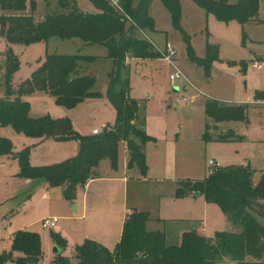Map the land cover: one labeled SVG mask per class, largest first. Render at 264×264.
Here are the masks:
<instances>
[{
  "label": "trees",
  "instance_id": "16d2710c",
  "mask_svg": "<svg viewBox=\"0 0 264 264\" xmlns=\"http://www.w3.org/2000/svg\"><path fill=\"white\" fill-rule=\"evenodd\" d=\"M47 2L48 0H41ZM99 9L95 14H85L74 5L70 8L60 0L59 8L65 12L46 13L35 19L24 14L29 8L35 12L36 0H0V37L6 42L0 64V86L4 98H0V126L11 127L17 134L35 139H52L56 142L76 141L77 154L62 162L48 166L33 167L29 164L30 147L12 153V143L0 137V154L11 156L18 164L16 177L26 180H43L48 187H60L65 200L73 202L77 191L90 180L99 178L98 167L107 160L112 170L117 168L119 145L127 152L126 168L137 169L146 176L145 145L155 142L146 134L144 121L138 117L137 101L130 97L126 59H158L163 53L147 38L138 37L143 31L155 32L154 19L149 15L152 0H139L133 7L131 0H118L112 7L106 0H90ZM167 10L174 28L188 36L180 26L181 8L179 0H160ZM198 8L211 14L218 22H237L241 26L255 21L259 0H191ZM7 13V14H6ZM23 13V14H22ZM62 41L78 39L85 45H98L107 50L112 61V75L106 97L115 111V122L103 128L98 135L82 136L77 133L67 117L52 119L50 116L31 118L30 105L22 97L35 92H44L54 98L57 106L72 109L86 99H95L92 91L95 77L80 76L79 63H90L95 58L76 54H49L27 81L17 89L11 85L18 70L19 60L11 51V44L30 45L48 42L51 38ZM188 58L210 77L212 63L219 59L217 45L207 44L204 58L196 57L188 47ZM245 64L242 69L245 68ZM16 95L13 99L11 96ZM264 97V91H256L254 100ZM248 104L221 105L207 99L204 114L214 123L245 122ZM136 124L140 127L137 128ZM209 125L203 133L204 141L213 140ZM235 140L231 133L216 138V141ZM255 172L248 166L219 167L200 181L177 183L175 198L201 195L207 203L217 205L233 226L240 232H216L206 238L196 231L184 233L178 246L165 243L163 230H147L150 216L146 212L132 211L126 216L121 237L114 249L86 239L74 245L71 256L77 264H218L230 259L237 264H264L260 257L264 253V175L254 182ZM50 239L60 253L54 255L55 264H71L61 256L67 248V240L51 232ZM252 258L249 260L248 258ZM42 259V246L38 235L18 231L11 239V248L0 254V264H38Z\"/></svg>",
  "mask_w": 264,
  "mask_h": 264
},
{
  "label": "rangeland",
  "instance_id": "374dc122",
  "mask_svg": "<svg viewBox=\"0 0 264 264\" xmlns=\"http://www.w3.org/2000/svg\"><path fill=\"white\" fill-rule=\"evenodd\" d=\"M106 1L112 7H115L113 2L117 6L119 5L118 0ZM59 2L60 0H48L47 2L36 0L35 12H30L27 7L24 14L40 19L46 13L65 12L59 8ZM65 2L69 8L74 5L85 14L100 12L90 0H65ZM179 2L181 8L180 26L188 36V42L184 41V34L173 27L169 14L160 0H152L148 12L154 19L156 31L151 36L152 40L163 54L168 48L174 51L173 63L188 82L185 83L182 80H176L174 84L170 82L169 77L174 75L175 70L165 58L128 59L126 61L130 97L137 101L138 117L144 121L146 134L155 139V142H149L146 146L149 160L153 154L165 157L168 168L165 169L162 177L170 180L168 186L174 182L203 180L213 170L209 167V161L219 163L220 167L224 166V161L219 158V153L222 152L239 151L238 161L241 163L237 164L247 166L250 159L243 161L241 154L247 153L248 158H254L255 152L259 150L252 146V140L264 141V97L259 98L261 102L259 105L251 104L255 92L264 91V0H259V9L255 17L257 23L243 26L237 22H218L211 14L198 8L191 0H179ZM138 3L139 0H131L133 7H136ZM141 35L138 34V37ZM73 41L82 43L78 39H73ZM207 44L217 45L219 49V59L211 66V77H206L203 69L193 64L188 58V47L196 57L204 58ZM7 46L0 37V64ZM9 48L19 60L18 70L14 73L11 81L13 89L16 90L42 64L46 55L76 54L79 47L71 44V40L62 41L54 37L48 42L30 45L11 44ZM79 54L95 58L90 63H79L77 73L80 76L95 77L92 91L98 93L97 98L84 100L69 110L57 106L54 98L43 92H35L27 99H29L31 118L36 119L47 115L55 119L66 116L77 133L87 136L91 135L92 130L102 131L105 127L113 126L115 122V111L106 97L113 65L112 61L107 58V50L98 45L85 46ZM255 58L260 59L256 63L261 64L262 69H257L254 65ZM244 64L246 66L242 69ZM175 87L178 88V92L173 90ZM4 96V90L0 86V98H4ZM15 96H11L10 99ZM24 99L23 101H26ZM207 99H214L219 104L226 106L250 103L246 121L225 122L216 125L205 117L204 104ZM206 124L210 127L208 133L213 139L211 141H204L202 138ZM136 127L139 128L140 125L136 124ZM229 129L232 130V137L235 140L216 141V138L228 134ZM0 137L9 139L17 152L25 147H30L33 143L29 137L16 134L11 127L0 126ZM232 142L235 143L228 144ZM62 143L66 144L56 146L46 142L33 146L30 149V166H48L54 164L52 163L54 160H59L61 155L66 156L74 152L71 156L73 157L77 154L78 143L76 141L70 140ZM125 150L126 148L120 144L115 170H112L108 161L104 160L98 167V172L101 176L116 178L123 177L126 173L129 177L126 206L145 207L148 202H151L152 194H155L163 186L160 185L159 180L156 181L155 178L159 177L154 171H147L144 177L137 169L125 172ZM12 153H14L13 149ZM255 164H258L256 160ZM254 166L250 163L249 168L253 169ZM260 166L262 167H254L259 168L255 170L254 182L264 175V165ZM17 170L18 164L15 161L8 160L4 154H0V254L10 250V238L16 232L25 230L40 238L42 259L38 264H55L52 254L54 245L50 239V233L61 234L64 237L65 232L71 233V230L76 228L72 221L76 218L73 208L70 201L63 198L60 187L50 188L43 180L27 182L19 179L14 176ZM94 188L86 190V192L88 191L89 208L92 207L93 201L98 199L99 208L102 210L110 208L114 213L118 199V186L108 184L105 189H110V191L105 190V193H100L96 198L93 195ZM80 195L82 196V194ZM54 217L58 219L54 228H42V220ZM258 220L264 225L263 219L258 218ZM231 225L228 224L227 229L219 232H240L238 226ZM195 228L199 231L198 225H195ZM148 230H153L152 225ZM175 240L179 241L175 242ZM169 241L172 243H168V245L178 246L181 243V237L177 239L176 231L171 230ZM80 244L82 243L77 245ZM61 256L68 258L71 264H77V261L71 256V245L61 252ZM248 259L252 260L251 257ZM260 261L264 262V253L260 257ZM5 264L15 263L9 261ZM218 264L237 263L226 258Z\"/></svg>",
  "mask_w": 264,
  "mask_h": 264
},
{
  "label": "crops",
  "instance_id": "0c3cea01",
  "mask_svg": "<svg viewBox=\"0 0 264 264\" xmlns=\"http://www.w3.org/2000/svg\"><path fill=\"white\" fill-rule=\"evenodd\" d=\"M254 23H257V22L252 21L246 24H254ZM155 32L143 31V33H141L142 34L141 37L147 38L154 44V46L157 49H159L151 37L152 34H154ZM71 44H73L75 47H79L76 51H78L79 49L81 50L82 48H85V46H95V45H85L83 42L80 43L78 41H73V39L71 40ZM128 59L130 60L132 58H127L126 61ZM259 61H260L259 58H255L254 65L258 64L256 62H259ZM256 68L262 69V66L260 68L258 67ZM210 77H211V74H210ZM33 94L22 97V98L23 99L25 98L24 100H26V102H29V99L27 98L32 96ZM86 100H92V99H86ZM260 103H261L260 100L255 101L253 99L251 104L259 105ZM248 104L250 105V103ZM236 105H239V104H236ZM240 105H243V104H240ZM62 117H66V116H61L57 118H62ZM222 123H225V122H222ZM219 124H216V125H219ZM228 131H229L228 133L232 134L231 132L232 130L229 129ZM29 139L33 141V143L30 146V149L33 146H38L46 142L55 144L56 146L60 144H66L62 142H56L49 138L42 139V140L35 139V138H29ZM252 141H253L252 146L258 148L259 150L258 152H255L254 158H248L247 153H242L241 156H242V159H244L243 161H247L248 159H250L247 165L248 167H250V163H252L253 165H255L254 167L261 168L262 166L260 165H264V141L258 140V139H255ZM234 143L235 142L228 143V144H234ZM122 145L125 148L124 144ZM146 146L147 144L145 145V148H144L145 159L147 161L146 163L147 171H152V172L154 171V173H156L159 177V178H155L156 181L159 180L158 182L163 187L159 191H157L155 194H152L151 202L150 203L148 202L145 205V207L144 206L140 207L138 205H136L137 207L136 206L128 207L126 206V204L128 202L127 184L129 182V177L126 173H124L125 175L123 177H118V178L112 177V176H107V177L101 176V174H99V178L88 181L84 188L79 189L77 191L76 199L73 202H70L73 208V211H74L73 214L76 217L75 219H72L76 228L74 230L72 229L71 233L65 232L66 237L65 236L64 237L67 240L66 249H68L71 245V253H72L73 244L77 245L79 243H83V241L86 239L93 240L101 245H104L109 250L114 249L115 245L120 240L125 218L132 211L148 213L150 216V221L147 223V226H146L147 230L149 229L150 225H152L153 230H149V231L163 230L165 234V243L167 245L168 243L169 244L172 243L169 241V235H170L171 230L176 231V238L179 239V237H181L184 233L190 232L192 230L196 231L201 236H204L206 238H211L209 237L210 235H214L216 232L227 229V226L230 223L225 217V215L223 214V212L220 210V208L217 205L207 203L203 196L196 195V196H187L183 198H175L173 196L177 188V182L176 183L174 182L172 183L171 186H168V183L170 182V180H166L164 177H162V175H164L165 173V169L168 168V163L165 160V157L163 158L158 154H153V156L149 160V153H148ZM13 152L16 153L17 151H15V149L13 148ZM124 152H125L124 167L126 170L125 172L132 171L126 168L128 156H127L126 150ZM73 153L74 152H72L71 154H67L66 156L61 155L60 156L61 158L59 157V160H54L52 163L55 164L60 161L62 162L64 161L63 159L66 160L67 157L71 158ZM239 154L240 152L237 150L236 151L231 150L229 153H224V152L219 153V158L222 159L225 163L224 166L222 167L245 166V164L243 165L237 164V163H241L238 161ZM30 155H31V152H30ZM30 155H29V160H30ZM6 158L8 160L10 159L17 163V161L14 160L11 156H6ZM258 158H259V162H258ZM255 160L257 161L258 164H255ZM254 167L251 170L256 172L255 170H258L259 168H254ZM17 172L18 170L14 173V176H16ZM22 180H26V179H22ZM26 181L30 182L31 180H26ZM108 184H113V185L118 186V196H117L118 199L116 200V209L114 213L112 209L110 208H108V210L106 209L102 210L101 208H99L97 205L98 199H95L92 203V207L89 208V205L87 202V199H88L87 192L88 191L86 192V190H90V188L95 187L93 190L94 191L93 195L96 198V196H99L100 193L102 194L105 193V190H107L105 188L106 186H108ZM107 191H110V189H108ZM80 194H82V196ZM195 225H198L199 231L195 228ZM207 233H210V234H207ZM12 237L10 238V240L12 239ZM178 241L179 240H175V242H178ZM52 254H53V249H52Z\"/></svg>",
  "mask_w": 264,
  "mask_h": 264
},
{
  "label": "built area",
  "instance_id": "2783aa9c",
  "mask_svg": "<svg viewBox=\"0 0 264 264\" xmlns=\"http://www.w3.org/2000/svg\"><path fill=\"white\" fill-rule=\"evenodd\" d=\"M115 6H117L115 3H113ZM166 53L163 54V58L166 59V61L168 62V64H170V66H172V68L175 70L174 75H170L169 80L172 84L175 83L176 80H182L185 83H187L188 81L186 80V78L182 75V73H180L178 71V69L176 68L175 64L173 63V59L172 56H174V51L172 49H165ZM161 52V50H160ZM162 53V52H161ZM256 67L260 68L262 65L259 64H255ZM178 104H180L178 102ZM102 131L95 129L91 132V135H98L100 134ZM209 167L213 170L219 168V164L218 163H214L213 161H209ZM211 170V172L213 171ZM58 223V219L57 218H50V219H44L41 221V226L44 229H52L56 226V224Z\"/></svg>",
  "mask_w": 264,
  "mask_h": 264
},
{
  "label": "water",
  "instance_id": "95a60500",
  "mask_svg": "<svg viewBox=\"0 0 264 264\" xmlns=\"http://www.w3.org/2000/svg\"><path fill=\"white\" fill-rule=\"evenodd\" d=\"M173 90H174L175 92L178 91L177 88H174ZM59 253H60V250H59L57 247H53V254H54V255H57V254H59Z\"/></svg>",
  "mask_w": 264,
  "mask_h": 264
}]
</instances>
